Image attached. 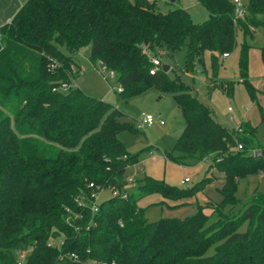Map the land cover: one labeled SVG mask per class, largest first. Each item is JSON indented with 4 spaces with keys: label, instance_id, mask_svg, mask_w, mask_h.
Listing matches in <instances>:
<instances>
[{
    "label": "trees",
    "instance_id": "obj_1",
    "mask_svg": "<svg viewBox=\"0 0 264 264\" xmlns=\"http://www.w3.org/2000/svg\"><path fill=\"white\" fill-rule=\"evenodd\" d=\"M196 1L209 15L201 23L180 7L162 11L154 0H26L0 25V264H16L17 250L30 252L26 264H264V198L255 195L236 214L224 211L237 205L238 182L264 170V152L247 153L263 147L256 128L227 129L192 86L169 75L171 68L150 73L154 58L163 64L185 45V71L210 51L215 76L237 31L250 37L259 27L264 31V0H242L243 18L235 16L233 0ZM57 45L70 51L91 45V60L114 71L125 99L151 88L173 96L185 121L178 157L207 156L222 172V200L204 206L211 214L197 203L184 219L150 222L137 204L153 192L163 203L191 198L209 183L206 175L184 188L144 176L138 195L122 196L126 168L138 155L117 134L139 129L117 107L77 87L53 90L75 78L73 59ZM248 50L241 45L238 67L253 98L259 90L248 80ZM224 87L231 91L229 83ZM107 188L117 194L93 212L92 193ZM59 234L61 246L49 245ZM212 244L214 252L206 255Z\"/></svg>",
    "mask_w": 264,
    "mask_h": 264
},
{
    "label": "rangeland",
    "instance_id": "obj_2",
    "mask_svg": "<svg viewBox=\"0 0 264 264\" xmlns=\"http://www.w3.org/2000/svg\"><path fill=\"white\" fill-rule=\"evenodd\" d=\"M25 1L0 0V18L12 14L17 6L20 8ZM168 1H158L162 11L177 7L183 8L190 14L194 23H201L209 16L207 10L196 0ZM242 44L249 47L248 80L259 90L253 98L249 96L246 85L239 74L238 59ZM263 46L264 31L262 27L255 29L252 37L244 36L240 30L237 31L236 45L228 53V57L219 56V66L215 76L211 69L210 51H205L200 61L193 66L192 71H185V45L172 55L164 56L162 61L170 66L169 75L171 77L177 75L176 78L179 79L178 77L181 76L184 83L193 87L192 94L211 109L217 122L229 130L238 127L241 123H250L255 127V141L261 146L264 145V54L261 52ZM57 47L64 55L72 58L75 63L73 70L75 78L70 82L73 87L79 88L86 95L114 105L125 114L123 119L130 120L134 124L146 115H152L156 121L150 127L139 129L138 133L124 130L117 134L126 150L131 154L138 155L137 162L128 166L125 171V180L127 181L129 177L132 178V182H126L123 186L128 193L134 194V196L138 195L140 184L138 181L144 176L179 188L190 187L205 175L208 176L210 181L202 191L191 198L176 200L185 204L173 206L164 204L161 202L162 196L157 192L138 197L137 204L145 209L147 220L152 222L162 217L184 219L197 211V203L202 205L205 213L211 214L212 209L204 206L222 200L220 193V188L223 185L222 172L210 164V159L207 156L201 159L178 157L175 144L185 126V121L173 96L151 88L142 94L125 99L118 91L116 75L109 77L108 70L102 68L98 60H91V45L74 51H70L65 45H57ZM225 83L231 85L230 92L225 90ZM228 108H231V111H228ZM160 121L163 123L161 124ZM167 154L170 158L166 157ZM172 157H178L177 161ZM184 178H189L190 181L181 184L180 181ZM111 195L112 189H103L96 197V201L99 203ZM255 195L264 198V170L248 175L238 182L237 205H228L224 207V211L231 214L239 213L252 202ZM187 202H192V204H187ZM191 206L193 211L188 215H183L182 212ZM215 218L216 216L213 215L210 221ZM245 227L246 224L242 225L240 231H243ZM62 238V234L51 237L49 245L60 247ZM215 246L216 244H212L207 249L206 255H211ZM29 253L26 251V259ZM80 264L95 263L87 260Z\"/></svg>",
    "mask_w": 264,
    "mask_h": 264
},
{
    "label": "built area",
    "instance_id": "obj_3",
    "mask_svg": "<svg viewBox=\"0 0 264 264\" xmlns=\"http://www.w3.org/2000/svg\"><path fill=\"white\" fill-rule=\"evenodd\" d=\"M154 1H159V0H154ZM160 1H168V0H160ZM233 3H234V14L237 18H243L245 16V13H246V10H245V5L243 3L242 0H233ZM228 56V53H224L223 54V57H227ZM152 63H153V67L151 68L150 70V73L153 74L154 73V70L157 68V67H160L162 66V62L160 60L159 57L157 58H154L152 60ZM100 65L102 68L108 70V76L109 77H113L115 75L114 71L107 68V66L100 62ZM71 87H73L71 85V83H67V82H62L59 86L57 87H54L53 90H60V91H68ZM122 88H118V91H121ZM228 111H231V108H228ZM155 121L154 117L152 115H146L144 117H142L141 119L137 120L135 122V126L136 128L138 129H145L147 127H150ZM160 123L162 124L163 122L160 121ZM238 132H241V128L240 126L236 127L235 128ZM237 150H241L243 149L242 147V144L238 143L237 147H236ZM264 152V145L263 147H257V148H252L250 150H248V154L252 155V156H260L262 153ZM190 179L189 178H184L180 181L181 184H185L187 182H189ZM127 182H132V178H127ZM92 186V184H91ZM102 191V190H101ZM94 192L92 193L91 195V202L89 204L90 206V209L95 212L97 211L98 209V202L96 201V197L98 196V194L101 192ZM117 194V190H112V195H116ZM122 196L123 197H126L127 196V191H123L122 193ZM25 254V255H24ZM16 264H26L27 262V259H26V251H23V250H17L16 253ZM72 257H75L74 254L71 255Z\"/></svg>",
    "mask_w": 264,
    "mask_h": 264
},
{
    "label": "crops",
    "instance_id": "obj_4",
    "mask_svg": "<svg viewBox=\"0 0 264 264\" xmlns=\"http://www.w3.org/2000/svg\"><path fill=\"white\" fill-rule=\"evenodd\" d=\"M19 6H17V8L14 10V12L12 13V14H10V15H7V16H4L3 18H0V25H2L3 23H5V21H9L11 18H12V15L13 14H15V12L19 9L18 8ZM228 57V56H227ZM223 182V181H222ZM209 198V197H208ZM209 199H211V198H209ZM213 200V199H212ZM216 202V201H215ZM182 202H179V201H173V202H171L170 200H168V201H166V202H164V204H168V205H177V204H181ZM182 204H185V203H182ZM187 204H192V202H187ZM185 211H188V212H185ZM185 211H183L182 213H183V215H188V214H190L192 211H193V208H192V206L191 207H187V210H185ZM174 217H176V216H174Z\"/></svg>",
    "mask_w": 264,
    "mask_h": 264
},
{
    "label": "water",
    "instance_id": "obj_5",
    "mask_svg": "<svg viewBox=\"0 0 264 264\" xmlns=\"http://www.w3.org/2000/svg\"><path fill=\"white\" fill-rule=\"evenodd\" d=\"M171 1H173V0H171ZM162 69L164 72H168L170 70V66L167 63H163Z\"/></svg>",
    "mask_w": 264,
    "mask_h": 264
}]
</instances>
